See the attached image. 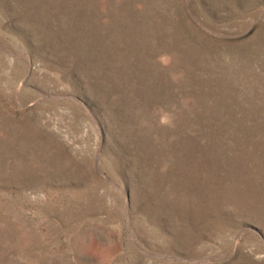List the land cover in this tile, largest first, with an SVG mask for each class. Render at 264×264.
Segmentation results:
<instances>
[{
  "label": "rangeland",
  "instance_id": "rangeland-1",
  "mask_svg": "<svg viewBox=\"0 0 264 264\" xmlns=\"http://www.w3.org/2000/svg\"><path fill=\"white\" fill-rule=\"evenodd\" d=\"M0 264H264V0H0Z\"/></svg>",
  "mask_w": 264,
  "mask_h": 264
}]
</instances>
